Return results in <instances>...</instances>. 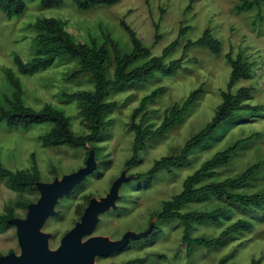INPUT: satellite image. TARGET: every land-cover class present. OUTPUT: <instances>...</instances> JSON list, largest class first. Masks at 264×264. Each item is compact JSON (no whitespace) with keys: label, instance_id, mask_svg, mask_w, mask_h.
<instances>
[{"label":"rangeland","instance_id":"374dc122","mask_svg":"<svg viewBox=\"0 0 264 264\" xmlns=\"http://www.w3.org/2000/svg\"><path fill=\"white\" fill-rule=\"evenodd\" d=\"M25 1L27 8L23 14L7 17L0 10V100L4 102L5 97L13 93L5 71L8 68L22 83L25 104L35 109L45 103L54 105L70 117L72 129L78 134H88L89 129L82 121L77 100L68 95L95 89L90 74H75L79 61L64 56L34 74L19 72L14 62L15 54L25 61L33 58L38 31L32 24L36 19L56 17L65 20L67 29L79 42L91 43L95 39L100 44L104 40L103 34L109 32L124 53L132 51L133 43L123 22L136 31L153 55H161L166 46L179 38V46L166 62L180 58L186 42L197 40L207 28L222 43L218 54L207 47H191L184 58L183 68L174 75L155 73L135 84L110 89L107 100L117 102L118 106L107 113L101 139L89 144L87 149L68 145L44 146L41 136L52 127L49 122L26 128L11 127L6 121H0V166L17 170L30 169L37 164L41 181H52L57 176L78 170L85 165L89 148L98 147L96 169L73 192L60 199L56 210L61 215L50 217L43 227L44 231L51 233L50 247L56 248L63 235L80 220L90 198L105 196L113 181L126 170L132 179L122 184L117 207L100 216L93 235L117 239L127 230H146L152 220L155 228L147 237L135 240L127 253L112 260L144 258L143 264H219L225 255L235 251L229 264H264V204L262 208L248 210L229 207L220 223L196 224L193 235L208 238L218 235L227 224L238 219L250 220L254 227L249 232L234 235L224 246L196 247L191 256L182 242L180 222L156 216L163 202L182 190L189 174L238 139L250 136L239 146L230 163L218 169V178L238 176L249 166L264 160V2L260 9L238 11V0H120L113 5H97L86 10L80 9L74 0H63L62 5L55 7H43L40 0ZM182 28H187L186 32L179 36ZM228 54L234 58L242 54L252 63L254 73L251 79L239 80L231 91L235 92L241 86L250 87L252 96L246 103L261 108L238 111L216 130L217 136L207 145L192 151L188 163L147 174L157 159L178 155L186 141L212 119L216 107L222 102V91L229 89L231 64ZM111 60L107 69L109 78L113 77L115 69L114 59ZM158 88L165 90L147 104L144 125L158 126L174 104L181 105L197 88L202 92L178 124L164 136L150 137L139 152L140 160L127 166L134 154L135 136L129 128L134 110L144 97ZM138 173L146 174L140 177ZM243 191H264V165ZM20 198L34 202L39 198V192L12 190L0 180V213ZM225 205V201L211 198L188 204L183 211L209 210ZM26 213L27 209L16 208L17 216L25 217ZM11 251L20 253L16 228L14 225L0 227V255ZM102 261L108 259L97 257V262Z\"/></svg>","mask_w":264,"mask_h":264},{"label":"trees","instance_id":"16d2710c","mask_svg":"<svg viewBox=\"0 0 264 264\" xmlns=\"http://www.w3.org/2000/svg\"><path fill=\"white\" fill-rule=\"evenodd\" d=\"M80 9H90L97 5H113L120 0H74ZM238 11H247L254 8L260 9L264 0H238ZM43 7H55L63 4V0H40ZM27 8L25 0H0V10L7 16L23 14ZM124 26L130 34L133 49L130 53L121 51L118 43L109 32L103 34L104 40L99 44L96 40L91 43L76 41L67 29L65 20L56 17L38 18L32 27L38 31L35 37L34 56L25 61L19 54L14 55V62L19 72L34 74L52 66L58 59L69 56L77 59L80 63L75 74L88 73L95 82L93 91L80 90L68 95L76 99L80 115L84 125L89 129L88 134H78L73 131L71 120L62 110L57 109L50 103H45L40 109H35L23 100L24 89L18 76L11 69H6V75L13 87L12 95L6 96L4 102L0 100V121H6L11 127H30L35 124L49 122L50 130L41 136L44 146L53 147L68 145L71 147L87 149L89 144L101 139L105 118L108 112L118 106L117 102L107 100L110 89L120 85H132L143 81L148 76L161 73L167 76L178 73L183 68V61L187 51L193 46H202L218 54L222 50L221 41L207 28L195 41L188 40L184 45L183 54L180 58L166 62V58L179 46V38L166 46L161 55H153L138 37L136 31L128 24ZM187 28L180 30L182 36ZM231 64V77L229 89L222 91V102L216 107L215 113L199 132L189 138L178 155L164 156L155 161L153 168L147 172L152 175L162 169H170L189 162V155L198 147L207 145L212 138L217 136L216 130L229 121L240 110L260 109V105L252 106L246 103L252 96V90L248 86H241L235 92L232 87L241 79H251L254 76L253 65L242 54L237 57L227 55ZM114 59L115 69L112 78L107 75L108 65ZM165 88H158L152 94L144 97L141 104L134 110L130 123V130L134 132V154L126 163L127 166L135 165L139 159V152L145 147L147 140L153 136H164L172 127L178 124L189 108L199 99L202 92L197 88L190 92L185 101L174 104L165 113L162 122L158 126L144 125L147 113V104L155 96L162 94ZM142 114V115H141ZM141 115L140 120L137 118ZM232 121V120H231ZM230 121V122H231ZM230 124V123H228ZM249 137L238 139L226 149L217 151L192 174H189L183 183L182 190L172 198L163 202L162 208L156 216L164 220H178L183 227L182 242L187 246L188 255L191 256L196 247L218 248L227 244L234 235L249 232L254 224L250 220L238 219L227 224L218 235L213 237L194 236L195 225L199 223H220L229 207H237L248 210L252 207L262 208L264 204V191L245 192L260 169L264 160L249 166L238 176L218 178L220 167L227 166L239 146ZM95 151L98 147H93ZM89 153V151H88ZM146 173H138L142 177ZM0 180L16 191L39 192L36 187L37 181L41 180V173L37 164L30 169L11 170L0 166ZM75 189V188H74ZM73 192V191H71ZM70 192V193H71ZM216 198L227 203L213 209H192L183 211V208L191 203L203 202ZM32 200L19 199L11 205H7L4 213H0V227H10L9 219L19 217L16 208L27 209ZM227 207V208H226ZM61 215V212L56 213ZM235 251L225 255L219 264H229V260ZM255 264V263H252Z\"/></svg>","mask_w":264,"mask_h":264},{"label":"water","instance_id":"95a60500","mask_svg":"<svg viewBox=\"0 0 264 264\" xmlns=\"http://www.w3.org/2000/svg\"><path fill=\"white\" fill-rule=\"evenodd\" d=\"M95 152L93 147L89 148L85 165L78 170L57 176L52 181H37L39 198L28 204L26 216L9 219L10 225L16 228L20 253L11 251L0 255V264H100L96 262L97 256H107L131 240L147 237L153 231L154 220L146 230H129L118 240L93 235L100 215L116 208L122 184L132 179L124 170L113 181L105 196L90 198L80 220L63 235L59 246L50 247L51 233L44 231L43 227L57 213L60 199L70 194L96 169Z\"/></svg>","mask_w":264,"mask_h":264},{"label":"flooded vegetation","instance_id":"af4514ba","mask_svg":"<svg viewBox=\"0 0 264 264\" xmlns=\"http://www.w3.org/2000/svg\"><path fill=\"white\" fill-rule=\"evenodd\" d=\"M121 189V188H120ZM119 199H120V197H119ZM118 199V200H119ZM117 200V201H118ZM117 203V202H116ZM117 207V206H116ZM111 209H115V208H111ZM110 209V210H111ZM109 210V211H110ZM108 212V211H107ZM106 213V212H105ZM104 214V213H103ZM102 215V214H101ZM100 215V216H101ZM100 221V220H99ZM98 226V225H97ZM149 227V226H148ZM154 228H155V226H154ZM96 229V228H95ZM154 230V229H153ZM127 231H129V230H127ZM127 231H125L122 235H121V237L120 238H122V236L127 232ZM134 231V230H133ZM144 231V230H143ZM136 232H138V231H136ZM140 232V231H139ZM110 238V237H109ZM120 238H117V239H112V240H118V239H120ZM111 239V238H110ZM137 240H139V239H137ZM135 242V240L133 239V240H131L127 245H125L124 247H122L121 249H119V250H117V251H115V252H113V253H111V254H109V255H107V256H97V257H103V258H105V259H108V261H102V262H97V257H96V262L97 263H100V264H143L144 262H145V259L144 258H135V259H131V260H129V259H127L126 261H116V260H112V258H116V257H119V256H121V255H123V254H125V253H127V251L128 250H130V247L132 246V243H134ZM59 246V245H58ZM57 246V247H58Z\"/></svg>","mask_w":264,"mask_h":264}]
</instances>
